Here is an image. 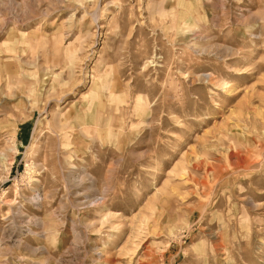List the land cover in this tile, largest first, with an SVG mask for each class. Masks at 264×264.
Instances as JSON below:
<instances>
[{
    "label": "rangeland",
    "instance_id": "374dc122",
    "mask_svg": "<svg viewBox=\"0 0 264 264\" xmlns=\"http://www.w3.org/2000/svg\"><path fill=\"white\" fill-rule=\"evenodd\" d=\"M0 264H264V0H0Z\"/></svg>",
    "mask_w": 264,
    "mask_h": 264
},
{
    "label": "bare ground",
    "instance_id": "6f19581e",
    "mask_svg": "<svg viewBox=\"0 0 264 264\" xmlns=\"http://www.w3.org/2000/svg\"><path fill=\"white\" fill-rule=\"evenodd\" d=\"M81 179H82V177H76V176H74L72 180H73L74 182L76 181V182L79 183V182H81ZM72 180H71V181H72ZM89 181H90V180H89ZM40 196H41V195L39 194V192H36V194H34V196L31 198L32 202H34V203H35V202L38 203V201L40 200Z\"/></svg>",
    "mask_w": 264,
    "mask_h": 264
}]
</instances>
